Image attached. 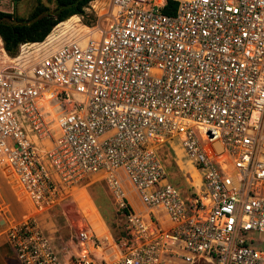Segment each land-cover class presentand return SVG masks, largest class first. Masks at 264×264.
I'll return each mask as SVG.
<instances>
[{
  "label": "built area",
  "instance_id": "built-area-1",
  "mask_svg": "<svg viewBox=\"0 0 264 264\" xmlns=\"http://www.w3.org/2000/svg\"><path fill=\"white\" fill-rule=\"evenodd\" d=\"M174 1L108 0L97 37L4 63L0 164L37 212L101 176L128 236L116 264H264V0ZM166 144L198 185L173 182ZM5 237L19 264H65L34 218Z\"/></svg>",
  "mask_w": 264,
  "mask_h": 264
},
{
  "label": "rangeland",
  "instance_id": "rangeland-1",
  "mask_svg": "<svg viewBox=\"0 0 264 264\" xmlns=\"http://www.w3.org/2000/svg\"><path fill=\"white\" fill-rule=\"evenodd\" d=\"M99 1L102 3L90 2L84 10V15H77L79 21L73 25V28L83 25L94 30L100 16L107 10L108 0ZM38 4L46 7L49 13L56 8L55 0H0V11L11 15L6 19L8 23L29 22ZM91 16L96 17L95 20H91ZM58 29L60 31L52 41L48 42L47 36L41 42L44 43L43 45L24 53L21 51L23 46L21 45L14 57L5 58L0 49V61L15 62L17 56L30 55L37 50L42 56L61 43L78 38L80 35H72L69 38L68 35H62L65 31L62 23L56 25L50 33ZM167 145L161 148V157L171 179L182 190L193 188L195 182L192 174L187 170V163H184L185 160L180 159V156L178 157L179 150L174 153L171 149H167ZM127 188L133 206L136 210L142 211V206L131 187L128 185ZM28 218H34L40 229L49 236L65 264H79L84 253L86 259L92 260L94 264H116L122 244L128 239L124 219L117 211L115 198L101 176L89 177L76 187L62 191L50 208L37 212L9 168L0 164V264H19L7 243L5 231L12 222H21ZM81 233L91 237V240H82ZM249 236L259 242L255 247L264 251V232H252Z\"/></svg>",
  "mask_w": 264,
  "mask_h": 264
},
{
  "label": "trees",
  "instance_id": "trees-1",
  "mask_svg": "<svg viewBox=\"0 0 264 264\" xmlns=\"http://www.w3.org/2000/svg\"><path fill=\"white\" fill-rule=\"evenodd\" d=\"M56 8L53 12H47V8L38 4L29 22L8 23L10 14L0 11V38L3 48L8 56L17 55L19 47L26 43H41L58 24L74 15H84L88 4L95 0H55ZM177 2L167 0L163 12L174 14ZM91 20L96 17L91 16Z\"/></svg>",
  "mask_w": 264,
  "mask_h": 264
},
{
  "label": "bare ground",
  "instance_id": "bare-ground-1",
  "mask_svg": "<svg viewBox=\"0 0 264 264\" xmlns=\"http://www.w3.org/2000/svg\"><path fill=\"white\" fill-rule=\"evenodd\" d=\"M102 3L100 2L99 0H95L93 3ZM105 3V2H104ZM92 5V4H91ZM97 5V4H96ZM97 8V7H96ZM99 8V7H98ZM78 18H77V15H74V16H71L70 18H68L67 20L63 21L62 24H63V29H65V31L62 33V35L66 36L68 35V38L70 36H77L78 34H83V35H90V36H94V37H97L98 36V33L96 31H91L89 30V28H87L86 26H79L78 28H73V25L77 24L78 23ZM60 30H54L52 33H50L48 35V37L46 38L47 41H52L54 39V37H56L57 33L59 32ZM67 38V39H68ZM46 43V42H45ZM44 43H41L38 45V43H26V44H23V46H21V51L22 53H24V51H29L31 50L32 48L33 49H36V47L40 46V45H43ZM2 52V50H1ZM38 50L33 53V54H30V55H23V56H19L18 59L16 61H20L26 57H29V56H36L38 55ZM4 56V55H3ZM6 58V56H4ZM13 62V61H9V63H16ZM177 150V149H176ZM178 151V150H177ZM181 157V154L180 152L178 151V157ZM187 163V170H189V172L192 174V178L195 182V185H198V182H199V176L197 174V172L195 171V169L191 166V164L189 162H186ZM131 202H132V198H130ZM133 204V202H132Z\"/></svg>",
  "mask_w": 264,
  "mask_h": 264
},
{
  "label": "crops",
  "instance_id": "crops-1",
  "mask_svg": "<svg viewBox=\"0 0 264 264\" xmlns=\"http://www.w3.org/2000/svg\"><path fill=\"white\" fill-rule=\"evenodd\" d=\"M38 44H39V43H38ZM0 49L2 50L3 54L8 58V55L6 54V52H5L4 48H3V43H2L1 38H0ZM18 57H19V56H17V58H18ZM3 64H4V62L0 61V67L3 66ZM142 209H143V207H142Z\"/></svg>",
  "mask_w": 264,
  "mask_h": 264
}]
</instances>
